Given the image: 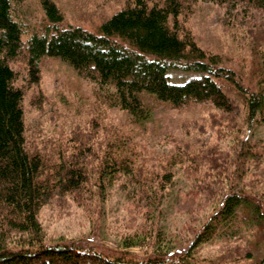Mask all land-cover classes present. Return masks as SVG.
I'll return each mask as SVG.
<instances>
[{"label": "trees", "instance_id": "1", "mask_svg": "<svg viewBox=\"0 0 264 264\" xmlns=\"http://www.w3.org/2000/svg\"><path fill=\"white\" fill-rule=\"evenodd\" d=\"M24 1L0 0V264H264V137L234 140L230 159L216 143L204 153L174 152L168 161L156 164L145 161L135 146L134 128L112 127L98 136L93 119L91 130L72 128L66 138L29 141L23 90L13 82L10 63L24 54L29 81L35 83L40 59L58 57L97 85L95 105L117 107L139 126L153 117L150 97L172 107L207 102L216 109L213 118L226 115L215 122L230 135L241 125L233 112L238 103L228 89L243 94L240 121L264 126V24L257 21L259 31L250 40L251 67L238 73L190 32L179 30V16L199 0H133L96 30L59 26L63 14L56 2L36 0L47 24L43 31L30 33L20 15ZM211 1L235 8L243 18L264 11V0ZM245 23L248 27L249 18ZM172 68L198 75L173 81L168 75ZM184 162L192 176L185 202L192 206L198 198L209 199L213 185L217 191L210 193L216 197L212 208L204 210L189 239L180 237L179 243L149 227L156 225L171 195L175 167ZM114 183L124 190L127 204L141 208L150 224L125 236L118 244L124 250H106L88 239L44 236L38 220L42 206L67 199L83 206L101 202ZM204 242L217 243L218 251L197 253ZM142 245L140 254L129 250Z\"/></svg>", "mask_w": 264, "mask_h": 264}, {"label": "rangeland", "instance_id": "2", "mask_svg": "<svg viewBox=\"0 0 264 264\" xmlns=\"http://www.w3.org/2000/svg\"><path fill=\"white\" fill-rule=\"evenodd\" d=\"M54 1L63 14L59 26L75 24L96 30L102 20L133 0ZM21 6L23 9L20 15L25 22L24 29L27 33L43 31L47 22L36 0H25ZM242 16L235 8L227 9L211 0H199L191 11L179 16L178 27L180 31L190 32L199 45L220 55L225 65L243 73L245 66L251 67L248 61L249 44L254 33L259 31L258 23L261 21V24H264V11L257 16ZM248 18L250 23L247 27L245 22ZM25 37L26 34L23 35V38ZM25 59L23 54L10 63L15 71L13 82L23 90L25 133L29 141L38 142L45 136L56 135L66 138L72 134L73 129L80 132L91 130L90 120L93 119L94 127L99 128L96 129L98 136L105 135L112 127L134 128V140L137 141L135 146L145 161L156 164L168 161L174 152L203 150L204 153V150L216 143H219L221 150L226 151L227 156L228 152L230 153V159L234 140L246 138L252 141L264 137L263 125H255L252 122L248 125L240 121L244 114L241 107L243 94L234 89H228L226 92L238 103V108L233 112L241 126L238 130L231 131L230 135H226L225 129L215 122L226 115L221 112L213 118L216 109L207 102H190L172 107L150 97L148 100L154 109L153 117L143 126H139L130 123L127 114L117 107H108L103 102L99 106L95 105L98 99L95 96L97 85L60 58L42 57L39 61V79L35 83L29 81ZM168 75L171 80L181 82L190 76L198 75V72L172 68L169 69ZM185 164L186 162L180 163L175 167L171 195L162 205L160 216L154 220L156 225H150L149 221L142 217L141 208L133 209L129 206L125 201L124 190L118 183H114L105 190L106 198L101 202H89L83 206L67 199L61 204L42 206L38 220L44 236L47 239H88L111 251L124 250L118 244L126 238L125 236L134 230L146 229L149 225L151 230L158 228L175 242L181 243L180 237L189 239L191 231L203 220L204 210L208 211L216 202L215 195L210 193L217 191V186L213 185L207 192L209 199L198 198L191 203L194 204L192 206L190 202H185V193L190 182L188 179L192 178L187 173ZM233 166L234 164H228L230 169ZM190 168L194 173L193 167ZM218 249L217 243L204 242L197 248V253L211 255ZM129 250L140 254L145 250V246H134Z\"/></svg>", "mask_w": 264, "mask_h": 264}]
</instances>
